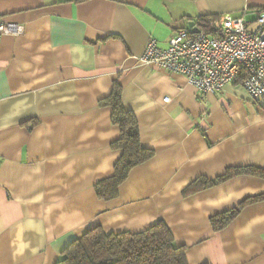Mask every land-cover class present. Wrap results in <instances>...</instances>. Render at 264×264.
I'll return each mask as SVG.
<instances>
[{"label": "crops", "instance_id": "obj_1", "mask_svg": "<svg viewBox=\"0 0 264 264\" xmlns=\"http://www.w3.org/2000/svg\"><path fill=\"white\" fill-rule=\"evenodd\" d=\"M264 0H0V264H54L89 229L138 232L162 221L188 264H264V200L220 230L210 217L264 193L231 168L264 169V99L239 80L203 95L180 74L142 65L150 38L229 15L254 18ZM117 82L153 156L133 167L118 195L94 185L120 156L119 129L99 105ZM168 97V101H164Z\"/></svg>", "mask_w": 264, "mask_h": 264}, {"label": "trees", "instance_id": "obj_2", "mask_svg": "<svg viewBox=\"0 0 264 264\" xmlns=\"http://www.w3.org/2000/svg\"><path fill=\"white\" fill-rule=\"evenodd\" d=\"M202 21L207 19L202 18ZM121 87L113 82L110 94L99 105L111 108L110 121L119 129V136L110 147L121 152L110 176L99 180L94 191L105 201L118 195L119 185L129 171L153 156V151L141 145L135 116L121 102ZM239 174H250L264 179V169L256 167L231 168L215 179H199L196 189L207 188ZM264 200V193L247 197L237 206L210 217L213 230H220L248 203ZM54 264H188L185 248L175 243L173 235L162 221L138 232H107L101 226L89 229L74 239L61 252Z\"/></svg>", "mask_w": 264, "mask_h": 264}, {"label": "built area", "instance_id": "obj_3", "mask_svg": "<svg viewBox=\"0 0 264 264\" xmlns=\"http://www.w3.org/2000/svg\"><path fill=\"white\" fill-rule=\"evenodd\" d=\"M21 32L20 25L0 20V35ZM137 59L182 75L203 95L239 80L250 99H264V11L250 19L225 15L181 28L165 48L150 38Z\"/></svg>", "mask_w": 264, "mask_h": 264}, {"label": "water", "instance_id": "obj_4", "mask_svg": "<svg viewBox=\"0 0 264 264\" xmlns=\"http://www.w3.org/2000/svg\"><path fill=\"white\" fill-rule=\"evenodd\" d=\"M193 24H194V22H190V23H189V26H193Z\"/></svg>", "mask_w": 264, "mask_h": 264}]
</instances>
